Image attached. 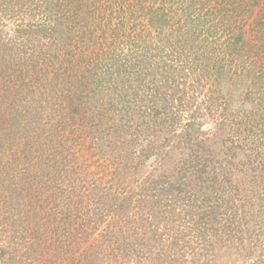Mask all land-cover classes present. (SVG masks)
<instances>
[{
    "label": "rangeland",
    "instance_id": "374dc122",
    "mask_svg": "<svg viewBox=\"0 0 264 264\" xmlns=\"http://www.w3.org/2000/svg\"><path fill=\"white\" fill-rule=\"evenodd\" d=\"M0 264H264V0H0Z\"/></svg>",
    "mask_w": 264,
    "mask_h": 264
},
{
    "label": "trees",
    "instance_id": "16d2710c",
    "mask_svg": "<svg viewBox=\"0 0 264 264\" xmlns=\"http://www.w3.org/2000/svg\"><path fill=\"white\" fill-rule=\"evenodd\" d=\"M58 50L60 51L61 48L59 47ZM72 69H73V67L70 68V71H71ZM58 70H59V71H58L57 73H59L61 76H62V75L65 76L64 73H69V74H71L69 70H63V69H61V66L58 67ZM67 71H69V72H67ZM69 217L71 218V216H69ZM68 223H72L71 219L68 220ZM71 228L73 229V226H71ZM67 231H68V229L66 230V228H64V230H63V241H61V239L58 238L57 241H56L58 244L60 243V241L63 242V244H64V243H65V242H64V238H66V242H67V238H68V237H67Z\"/></svg>",
    "mask_w": 264,
    "mask_h": 264
}]
</instances>
